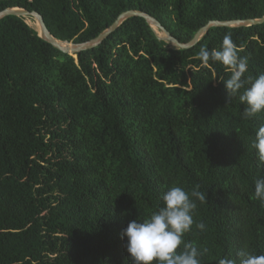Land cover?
Segmentation results:
<instances>
[{"label":"trees","instance_id":"trees-1","mask_svg":"<svg viewBox=\"0 0 264 264\" xmlns=\"http://www.w3.org/2000/svg\"><path fill=\"white\" fill-rule=\"evenodd\" d=\"M11 8L38 12L55 39L74 44L131 10L180 43L211 21L264 17V0H0V11ZM229 33L247 58L244 78L264 74V24L212 28L177 50L134 17L75 58L26 19L0 20V264H132L122 230L173 186L206 194L191 197L182 238L201 264L264 256L254 193L264 166L253 147L264 111L245 118L244 89L230 97V72L199 57Z\"/></svg>","mask_w":264,"mask_h":264},{"label":"clouds","instance_id":"clouds-1","mask_svg":"<svg viewBox=\"0 0 264 264\" xmlns=\"http://www.w3.org/2000/svg\"><path fill=\"white\" fill-rule=\"evenodd\" d=\"M240 51L229 33L224 36L220 50L209 52L202 47L199 57L205 64L211 60L225 66L230 78L223 81L224 87L230 97L244 89L239 99L247 105L245 118H251L264 111V74L254 80L244 78L248 70L247 58L241 57ZM246 84L250 86L245 87ZM253 147L261 166H264V126L258 129ZM254 193L257 199L264 202V177L255 180ZM191 197L203 202L206 194L197 190L189 194L182 187L173 186L162 194V207L147 219H136L127 224L121 235L126 240L125 248L132 264H201L198 248L182 239L194 223L193 212L197 205ZM196 227L203 230L204 224L197 223ZM240 255L241 264H264V256ZM219 264H233V261L220 259Z\"/></svg>","mask_w":264,"mask_h":264},{"label":"water","instance_id":"water-1","mask_svg":"<svg viewBox=\"0 0 264 264\" xmlns=\"http://www.w3.org/2000/svg\"><path fill=\"white\" fill-rule=\"evenodd\" d=\"M11 16L24 19L32 18L37 20L40 26L39 37L62 53L75 58H77V55L83 51H88L100 46L112 33H114L119 28L123 22L134 17L142 18L154 32L158 40L167 42L177 50H188L193 48L212 28H240L264 24V17L254 20L211 21L201 28L191 41L188 43H180L154 17L145 12L131 10L122 13L107 30H105L95 39L82 44H74L68 41H60L55 39L48 31L42 16L36 11H28L22 8H11L0 11V20Z\"/></svg>","mask_w":264,"mask_h":264},{"label":"bare ground","instance_id":"bare-ground-1","mask_svg":"<svg viewBox=\"0 0 264 264\" xmlns=\"http://www.w3.org/2000/svg\"><path fill=\"white\" fill-rule=\"evenodd\" d=\"M35 23L33 24L31 20H29L28 18L26 19V22L28 25H30L32 28H34L38 34L40 33V26H39V22L37 20H35Z\"/></svg>","mask_w":264,"mask_h":264},{"label":"rangeland","instance_id":"rangeland-1","mask_svg":"<svg viewBox=\"0 0 264 264\" xmlns=\"http://www.w3.org/2000/svg\"><path fill=\"white\" fill-rule=\"evenodd\" d=\"M28 19L31 20L33 24L35 23L34 19H32V18H28Z\"/></svg>","mask_w":264,"mask_h":264}]
</instances>
